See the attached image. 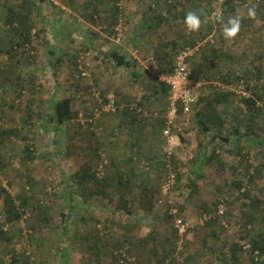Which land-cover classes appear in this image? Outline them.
Returning <instances> with one entry per match:
<instances>
[{
    "label": "rangeland",
    "instance_id": "374dc122",
    "mask_svg": "<svg viewBox=\"0 0 264 264\" xmlns=\"http://www.w3.org/2000/svg\"><path fill=\"white\" fill-rule=\"evenodd\" d=\"M114 1L121 11L115 27L106 0H0V21L7 20L0 24V264H11L14 254L26 257L18 264H65L64 251L66 264L264 262L247 236L264 230V0H252L255 19L247 16L249 0H204L191 8L187 0H171L175 13L203 10L200 32L184 50L191 51L187 64L205 92L197 89L196 105L186 119L179 115L170 133L156 56L133 76L110 55L124 48L126 57L141 56L129 43L132 13L173 10L157 0ZM27 6L33 13L28 42L16 35L15 15ZM46 11L57 15L53 32L42 18ZM217 14L242 18L235 40L223 38ZM82 56L90 60L86 77L79 72ZM31 65L36 72L29 73ZM227 91L226 104L216 106L222 125L214 126L207 102ZM61 98H71L72 114L55 129L53 108ZM112 99L116 112L99 114ZM123 109L143 113L141 132ZM204 122L213 133L204 131ZM170 139L175 149L168 156ZM213 153L219 159L209 161ZM85 170L89 176L81 181ZM171 175L176 178L167 187ZM103 178L107 185L97 182ZM2 190L19 218L10 219ZM120 198L129 214L118 212Z\"/></svg>",
    "mask_w": 264,
    "mask_h": 264
},
{
    "label": "crops",
    "instance_id": "0c3cea01",
    "mask_svg": "<svg viewBox=\"0 0 264 264\" xmlns=\"http://www.w3.org/2000/svg\"><path fill=\"white\" fill-rule=\"evenodd\" d=\"M159 2L163 4L165 0H160ZM191 2H193V4L192 5L189 4L187 7L191 8L192 6H195L197 0H192ZM150 10H153L152 7ZM172 10L173 11H170L168 13L167 12L160 13L158 11L154 13L153 12L149 13L150 11L148 12L145 9L143 12L137 11L135 13H132V16L128 17V19L131 18L133 20L134 22L133 26L135 25L133 28V32L129 34L130 36L129 43L132 46L135 45L133 49L141 50V56L139 57L135 53L136 52L135 51L133 53L134 58H131V56H128L127 58L136 61V64L138 66L137 74L140 72L142 68L145 69L147 67L145 64L147 59H152L153 62H155V60L157 59V61L160 62L159 65L161 66L162 69L159 72H155L156 70L153 71L154 73L157 74V77H159L162 83H164L165 76H167L172 70L177 55L185 48H187L189 44L192 43V39L195 33L197 34L200 32V30L193 33L188 32V34H190V37H188V35L185 34V32L187 31H183L182 33H180L182 30L180 26L184 28V24L182 25V23L187 10L186 8H184V10H179L178 13H175L174 11L175 8ZM31 12H32V8L27 6L25 7V10L23 12H18L15 15L17 19L20 20V22H22V20H26L24 19L25 17H27L28 19L31 18V15L33 14ZM150 14L153 15L151 16ZM44 15L45 16H42L43 20H47L48 28L52 27L51 30L53 32L54 29L58 28V24H56L58 23L57 22L58 20L56 18L57 15L53 14L54 16H52L50 15L49 11L44 12ZM139 17L141 18V20L138 21ZM6 21H7L6 19L1 18L0 24ZM175 27H178L179 29H175ZM1 28L2 27L0 26V32L3 33ZM18 48H21V46L20 47L15 46V50H18ZM123 49L120 48V50L126 52L125 49L124 50ZM7 50L8 51L5 52H8V54L12 55V53L10 52H13V50L11 51L10 48H7ZM154 56H156V59ZM141 58L145 59V61H142ZM202 61H204V59L201 60V63H203ZM206 61L208 62L209 60ZM15 63L16 65L20 64V60L16 58ZM16 65H10L11 67H13L11 70L12 74H14L13 71L17 72ZM4 66L5 64H1V71L4 69ZM203 66H205V64H203ZM7 67L9 68V66ZM29 67H30L29 73H33V71L36 72L37 66L31 65ZM204 72L205 71H203V74ZM17 74H18L17 77H19L20 73ZM138 75L133 74V76H138ZM0 83H2L1 80ZM200 89L205 92V87H202V85ZM165 95L166 97L168 96V100H169L170 91ZM208 129L210 130L208 133L210 132L213 133L211 127H209ZM138 145L140 144L138 143Z\"/></svg>",
    "mask_w": 264,
    "mask_h": 264
},
{
    "label": "trees",
    "instance_id": "16d2710c",
    "mask_svg": "<svg viewBox=\"0 0 264 264\" xmlns=\"http://www.w3.org/2000/svg\"><path fill=\"white\" fill-rule=\"evenodd\" d=\"M44 1V0H42ZM97 2L99 3H102L103 1L105 0H96ZM160 0H157V6L159 5H165L166 8H168L169 10H172L174 9V6L172 5L173 3H171V0H165V2L162 4L159 2ZM174 3H178L177 0H173ZM192 0H187V2L189 4H193V2H191ZM197 1H204V0H197ZM106 2L108 3V9H106L105 11L106 12H111L110 15L112 16V27H115L118 23V20H119V17L121 15V11H120V8L117 6V3L114 1V0H106ZM186 2V1H185ZM211 1L209 0V3ZM202 5V2H200V4L198 6H201ZM228 5V4H226ZM94 10H98V8H94ZM227 10V8H224V13H226L225 11ZM231 10V9H230ZM97 13V12H96ZM24 19L26 20H22V22H20V27H21V30L18 31L16 30V35L17 37L20 36V40L23 39L24 41H29V31H30V27L26 24L27 22V17H25ZM16 43V42H15ZM15 46L17 47H20L21 45H19L18 43L15 44ZM112 61L115 63V66L117 68H122V69H125V70H128L130 71V73L133 75H138L137 74V64H136V61L134 60H131L129 58L126 57V54L125 52H113L111 55H110ZM260 76L261 75H258V79H260ZM229 79V78H228ZM226 79V83L230 84V80ZM238 81V80H237ZM162 91L167 94L170 89L167 87L166 84L162 83ZM257 94H260L259 92H256ZM229 92H225V93H221V94H218V96L214 97L212 100H209L207 102V105H209L210 109L212 110V113H215L216 114V106L217 105H224L226 104L228 98H229ZM212 101V102H211ZM108 102V101H107ZM247 102L250 104V105H254V102L252 100H247ZM72 100L71 98H61L59 100H57L54 104V108H53V114H54V120L53 118L51 119V122H54L56 123V127L55 129H58V127L62 124H64L67 120H69L71 118V114H72ZM142 105H145L144 103ZM119 108V107H118ZM122 114H124L125 116H128V122H130V125L132 126H136L138 128V130H140L141 132V128L143 127V125H145V122H146V117L143 116V113L142 112H137L136 109H123L122 110ZM209 123L213 124L214 126L217 125V123H219L220 125H222V119H219V116H217V114L213 117H209ZM211 124H206V122H204L202 125L204 126V130L206 132H209L210 130L208 129L211 125ZM136 131V130H135ZM4 134H10V133H13V131H10V132H3ZM238 139V138H237ZM228 139H226L227 141ZM138 140L136 139V142ZM261 144V142H257L256 141V144ZM27 151L30 152V148L27 147ZM204 159V156L202 157V159L200 158V165H201V162L203 161ZM209 161L211 160H215V159H219L218 155L213 153L212 156H210L209 158ZM199 160V159H198ZM197 160V161H198ZM134 173V172H133ZM132 173V174H133ZM89 175L87 174V171L85 170V173L84 175H82V178L80 179L81 175L77 174L76 175V178L80 179L81 181L84 180L85 177H88ZM90 177L92 178H95V175L94 174H90ZM124 175L121 174L120 176V186L124 187V184H127L128 183H124ZM178 178H180V176L178 175ZM97 182H102V184H105L107 185V182L106 180L103 178V181H97ZM101 184V185H102ZM237 187H241V184L240 183H236L235 184ZM104 188V186H103ZM2 193H3V197H4V202L7 206H10V219L11 217L13 216V218H19V215L17 214V212H15V208H14V199L11 198L10 194L6 191V190H2ZM260 200V199H259ZM258 200V201H259ZM128 201L124 200V198H120V205L118 206V212L120 213H126V214H129L130 211L128 209ZM24 205V204H23ZM249 207V206H248ZM251 207V206H250ZM13 214V215H12ZM249 223H253L255 220V218L253 216H250L249 217ZM251 221V222H250ZM264 221V218L262 220V222ZM1 234H5L4 232H1ZM0 234V236H1ZM248 237L251 238L250 240V243H251V252L252 253H257V257L259 256H264V230H263V227L260 228V231L256 234V236H249V234L247 235ZM236 248V247H235ZM100 251V250H99ZM237 251V250H235ZM122 255H120L119 257H121ZM63 262L66 264L68 263V260H67V254L65 253L64 251V254H63ZM25 255L24 254H17V255H12V259H11V264H18L20 262L23 261V259L25 260ZM116 259V262L120 261L117 259V254L116 256L114 257ZM123 260V259H122ZM122 262V261H121ZM129 264H139V263H136V262H129ZM260 264H264V262L260 263Z\"/></svg>",
    "mask_w": 264,
    "mask_h": 264
},
{
    "label": "built area",
    "instance_id": "2783aa9c",
    "mask_svg": "<svg viewBox=\"0 0 264 264\" xmlns=\"http://www.w3.org/2000/svg\"><path fill=\"white\" fill-rule=\"evenodd\" d=\"M137 53V51L135 52ZM192 56L191 51L184 50L180 52L175 60L174 66L170 73L165 76L164 78V83L167 85V87L170 89V98L168 102V132L170 133L171 128L174 127V125L177 123V120L179 118V115H183L184 118L189 116V114L192 111V108L196 105L197 103V89L202 85L199 80L195 79L193 77V73L191 69L189 68V65L187 64V59ZM90 60L86 58V56H82L80 58V67H79V72L82 77H86L88 75L87 70L90 67ZM146 63H154L152 59H147ZM180 67L183 69L182 72H180L177 75V67ZM219 79V78H218ZM187 80V83L183 85V82ZM244 88L240 86V89ZM229 89L231 91L234 90L233 86H230ZM189 91L190 93H185V91ZM95 92V91H94ZM96 95V93H95ZM187 96V102L185 103L182 97ZM96 97L100 102H102L100 95L97 94ZM118 106L116 100L112 99L109 100L104 106H101V108L97 109V112L99 114L103 111L107 112H116ZM169 135V134H168ZM175 149V143L173 139H170L168 141V156L173 155ZM176 178L175 175H171L170 179L171 181L167 185V187H170V184L174 181ZM220 213H223L221 210ZM178 227L180 232L185 231L186 226L182 224L181 221L178 222Z\"/></svg>",
    "mask_w": 264,
    "mask_h": 264
},
{
    "label": "clouds",
    "instance_id": "9594fccd",
    "mask_svg": "<svg viewBox=\"0 0 264 264\" xmlns=\"http://www.w3.org/2000/svg\"><path fill=\"white\" fill-rule=\"evenodd\" d=\"M247 7V16L250 19H255L257 15L258 5L252 3L249 0ZM204 15L203 10H189L184 16L183 23L188 32L199 31L202 26V16ZM216 21L221 25V34L226 41H233L240 34L242 28V18L239 15H231L227 19L224 18L223 14L216 15ZM183 69L177 67V75L182 72ZM187 83V80L183 82V85ZM185 91V90H184ZM185 93H190L185 91ZM184 102H187V96L182 97Z\"/></svg>",
    "mask_w": 264,
    "mask_h": 264
}]
</instances>
